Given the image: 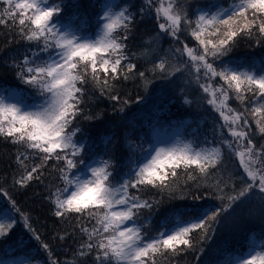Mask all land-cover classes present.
Here are the masks:
<instances>
[{"label":"snow or ice","instance_id":"1","mask_svg":"<svg viewBox=\"0 0 264 264\" xmlns=\"http://www.w3.org/2000/svg\"><path fill=\"white\" fill-rule=\"evenodd\" d=\"M3 2L6 7L0 12V24H7L8 20L18 23L24 39L42 44L39 52L52 51L47 60L38 63V52L31 60L25 57L23 63L17 65V79L38 89L44 96L43 104L35 106V110L33 106L26 105L16 91L0 86V135L12 138L14 144L43 153L44 162L50 159L63 162L59 171L64 187L52 194L56 208L54 215L63 217L75 213L95 220L92 228L81 229L86 233L87 241L81 245L79 256L95 250L96 264H156L157 256L167 252L177 254L184 248L192 247V232L200 230L206 236L212 225L219 223L218 217L222 213L254 189L264 194V146L257 148L249 138L246 130L249 122L245 116L247 108L245 112H240L228 103L232 97L243 102L247 94H251V113L256 118L259 133L264 134V68L257 72L254 64L244 68L230 63L218 68L209 61V57L215 61L227 56L234 38L242 33L252 35L253 29H256L264 36V0H233L227 8L217 6L215 12L201 10L194 21L188 19L187 12L177 6V0H156L159 4L155 8L157 19L163 17L165 21L159 24L160 30L178 39L177 34L183 22L189 26L190 35L198 42L197 48L185 44L182 50L177 51L189 58L184 67L190 63L197 74V83L203 70L207 83H200L199 86L208 94L207 103L223 121L221 127L227 128L233 138L232 141H223V144L238 158L239 166L243 169L240 177L243 184L235 195L218 196L221 201L227 199L228 203L222 204L215 211L194 208L193 215L187 220L181 219L185 213L173 212L165 217L162 230L151 239L145 238L143 226L137 223V217L141 209H150L152 204L132 195L129 189H138L142 185L168 187L169 176L175 177L176 170L181 167L185 170L195 167L201 177L208 178L210 170L222 163V148H196L192 143L159 147L153 150L154 155L149 154L142 163L136 164L124 178L115 183L110 180L113 172L109 160L100 161L96 166H89L73 174V169L77 168L76 157L84 150L83 143L74 139L80 129L69 131L81 112L79 105L83 102L84 89L78 85H84L91 78L96 84L103 85V94L110 87L109 75L113 80L119 79L121 75L127 79V73L134 71L136 66L132 63H128L123 72L120 71L122 61L129 59L123 41L128 39L127 32L134 16L127 7H120L117 11L115 8L118 5L108 4L97 14L96 35L89 37L70 31L63 24L66 8H79L78 2L73 5H65L63 0ZM146 2L151 6L154 0ZM121 31L125 34L117 35ZM212 37L218 39L214 41ZM155 69L167 71L166 61L161 59L154 65ZM182 70L176 67L169 75ZM101 72L104 73L102 81ZM139 75L144 77L145 74L140 72ZM217 77L223 84L214 87L212 81ZM111 99L118 100L119 97L112 96ZM109 139L106 138V142ZM244 141H247L246 145ZM17 160L24 166L20 156H17ZM41 167H32L16 183L24 186L32 179H39L34 174ZM195 178L189 173L188 179ZM194 199L199 200L201 197ZM260 199L264 201V195ZM12 204L15 211L19 212L14 201ZM4 215L6 218L0 221V238L6 237L16 224L12 216ZM22 216L25 226L34 232L27 216ZM35 239L39 240L40 237L37 235ZM41 247L49 251L50 264H57L52 259L49 246L42 243ZM24 264H29V261H24ZM230 264H264V246L250 244L247 252L233 255Z\"/></svg>","mask_w":264,"mask_h":264},{"label":"trees","instance_id":"2","mask_svg":"<svg viewBox=\"0 0 264 264\" xmlns=\"http://www.w3.org/2000/svg\"><path fill=\"white\" fill-rule=\"evenodd\" d=\"M77 2L79 8H66L63 24H74L79 29L87 26L93 29L92 33L95 32L97 14L104 9L107 0H63L65 5ZM232 2L233 0H177V6L187 12L188 19L194 21L201 10L211 12L217 6ZM116 4L127 7L134 16L127 32L128 39L123 41L126 45L124 51L129 59L122 61L120 71L123 72L128 63L136 67L133 72L127 73V79L121 75L119 79L113 80L109 75L110 87L103 94V85L96 84L91 78L84 85H78L84 89L83 102L79 105L81 112L69 131L80 129L74 139L83 141L84 150L76 157L77 168L73 169V174L87 168L93 160H109L113 172L110 180L113 183L120 181L132 170V163L143 161L148 135H151L153 128L158 127L164 129L180 125L183 135L194 146H220L223 152L222 163L210 170L208 178L201 177L195 167L187 170L181 167L176 170L175 177L169 176L168 187L142 185L138 189H129L132 195L152 204L150 209H141L137 217V223L143 226V234L148 239L162 230L157 228L158 224H163L165 217L173 212H182L185 213L184 216L191 217L194 208L215 211L222 204H227V199L221 201L218 196L235 195L241 189L243 169L232 150L223 144V141H232L233 138L228 134L227 128L221 127L223 121L207 103L208 94L199 86L200 83H207L203 70L197 83V74L190 63L184 67L189 58L177 51L182 50L185 44H198L190 35L189 26L181 23L177 39L160 30L159 24L165 21L163 17L157 19L155 8L159 5L156 0L151 6L146 0H116ZM5 7L6 4L0 0V12ZM16 19L18 21L19 17ZM223 30L221 28V32ZM124 34L122 31L117 33L121 36ZM212 39L215 41L218 37ZM40 47L42 44L23 38L18 23L8 20L7 24H0V86L20 89L23 95L30 98L34 88L17 79V65H21L25 57L30 60L34 58ZM50 52H39L37 62ZM161 59L168 66L165 72L154 70V65ZM209 61L218 68L225 63L260 64L264 61V36L256 29H253L252 35L242 33L234 38L227 56L215 61L209 57ZM176 67L183 70L169 75ZM140 72L145 74L144 77H140ZM100 78L101 81L104 79L103 72L100 73ZM212 83L223 84L216 79ZM40 95L39 93L28 100H34ZM112 96H118L119 99L112 100ZM251 101L252 95L247 94L243 102L232 97L228 103L240 112H245L247 108L245 116L249 127L246 130L255 146L260 148L264 146V134L259 133L256 127V118L251 113ZM212 117L217 118L216 122L220 124H215ZM106 138H110L108 142ZM235 146L233 142V147ZM93 153L98 156L94 159L87 158ZM43 155L26 149L21 144L12 143L10 137L0 135V209L10 210L16 221L11 232L0 238V260L10 261L24 256L29 259L30 264H50L49 251L41 247L44 243L49 246L52 259L57 264H96L95 250L85 256L78 255L81 245L87 241V235L81 229L92 228L95 220L75 213H68L63 217L54 215L56 208L52 194L58 189L57 179L61 176L59 169L63 167V162L55 159L44 162ZM17 156L23 160L24 166H21ZM82 160L87 164L80 163ZM36 165H42L38 173L34 174L39 179H32L24 186L16 183ZM189 173L196 178L188 179ZM262 195L264 194L259 193L258 189H254L248 196L236 201L227 212L222 213L218 217L219 223L213 224L206 236L200 230L192 232V247L184 248L177 254L167 252L163 256H157L156 264H230L233 255L245 251L243 244L250 245L253 240L258 239L264 245ZM197 196L201 199H194ZM12 201L19 212L13 208ZM22 214L27 216L34 232L25 226ZM37 235L39 240L35 239ZM197 254L199 257L196 258Z\"/></svg>","mask_w":264,"mask_h":264},{"label":"rangeland","instance_id":"3","mask_svg":"<svg viewBox=\"0 0 264 264\" xmlns=\"http://www.w3.org/2000/svg\"><path fill=\"white\" fill-rule=\"evenodd\" d=\"M3 1V0H1ZM108 4H111L113 6H117L116 4V0H109L107 5ZM232 3L228 4V5H222L220 7H224V8H227L231 5ZM159 5V4H158ZM121 7V6H120ZM120 7H116L115 10H119ZM123 7V6H122ZM217 9H215L213 12H215ZM66 27H68V30L70 31H76L78 32L79 34L81 35H84V36H89V37H94L95 35H93L92 33V30L91 28H87V26H83L82 28H76V26L74 24H69V25H65ZM97 32V31H96ZM188 47H191V48H197L198 47V44L196 43L195 46H188ZM202 50V49H201ZM49 57V54H46L45 57L40 61L42 62L43 60H47ZM235 65V64H234ZM240 65V64H239ZM244 68H248V66L244 67ZM214 82V81H212ZM213 86H219V85H214V83H212ZM14 91H16L18 94H19V97L23 99L24 103L26 105H31L33 106V110H35V106L37 105H41L43 104L44 101H41L39 103H36V104H30L28 102H26L28 99H32L33 97H35V95L39 94V90L34 88V93L31 94V97H26L25 95L22 94V91L20 89H12ZM158 131V130H157ZM183 132V129L182 127L178 126L176 128H174L173 130L171 131H167V130H160V135H159V139L156 141V145L154 144H150V140H149V136L150 134L148 135V146H149V150L151 149L152 147V152L150 154H153L154 155V149L156 148H159V147H171L173 145H183L185 143H192L190 140L187 139V137H184L183 135H181ZM81 143H83V141H81ZM247 141H244V144L246 145ZM193 145V144H192ZM193 147H195L193 145ZM197 148V147H196ZM201 148V147H200ZM82 156H84V154H82ZM100 161H103L101 159L99 160H96V161H91V166H96L98 162ZM139 163H142V162H136L135 164L132 163V166H131V169H133V167L136 165V164H139ZM87 174V173H85ZM118 181V180H116ZM114 181V182H116ZM4 214H8L10 216H12L14 218V215L13 213H11L10 210L8 209H1L0 210V221H2L3 219H5V215ZM15 219V218H14ZM158 229L162 228V223L158 224ZM252 244H255L257 246H264L263 243L261 241H259L258 239L256 240H253V243ZM2 248H5L4 246ZM247 252V250L245 251ZM24 261H29L28 258H24V256H19L18 258H12L10 259V261H7V260H0V264H24ZM29 264H30V261H29Z\"/></svg>","mask_w":264,"mask_h":264},{"label":"bare ground","instance_id":"4","mask_svg":"<svg viewBox=\"0 0 264 264\" xmlns=\"http://www.w3.org/2000/svg\"><path fill=\"white\" fill-rule=\"evenodd\" d=\"M108 1H109V0H107V2L105 3V6L107 5ZM215 9H217V8H215ZM215 9H214V10H215ZM214 10H213V11H214ZM213 11H211V12H213ZM252 64L255 65V70H256L257 72H259L261 68H264V63H260V64H258V63H255V62H254V63H251V64H244L243 67H246V66L249 67V66L252 65ZM216 80H217V81L220 80L219 77H217ZM221 82H223V81L220 80V83H221ZM188 112H189V111H188ZM212 119L215 120V124H216V123H217V124H220V123L216 122V121H217V118L212 117ZM162 122H163V121H162ZM162 122H161V123H162ZM157 130H158V131H157ZM160 130L162 131L163 128H159V127H158V128H153V129H152V131H151V135L149 136V137L151 138V140H150V144H151V145H152V144H153V145H154V144L156 145V141L159 139ZM148 145H149V144H146V149H147V150L144 151L146 154L143 156V161H144V159H145V158H146V157L152 152V147H151V149L149 150V146H148ZM203 148H208V147L205 146V147H203ZM97 156H98V154L93 153L92 155H88L87 158H90V159L92 158V159H94V158H96ZM82 161H83V160H82ZM85 161L88 162V159H86ZM83 162H84V161H83ZM84 164H87V163L84 162ZM57 183H58V185H57L58 189H62V188L64 187V184H63V181L61 180V178H58V179H57ZM160 218H161V217H160ZM189 218H190L189 216H182V217H181L182 220H187V219H189ZM164 222H165V219H164ZM164 222H163V223H164ZM248 247H249V244H243V245H242V248H243V250H245V251L248 250ZM245 251H244L243 253H245ZM195 257H196V258L199 257V254L195 255Z\"/></svg>","mask_w":264,"mask_h":264}]
</instances>
